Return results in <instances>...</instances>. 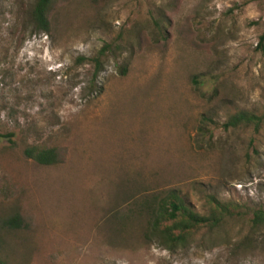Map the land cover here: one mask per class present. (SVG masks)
<instances>
[{
	"label": "rangeland",
	"instance_id": "rangeland-1",
	"mask_svg": "<svg viewBox=\"0 0 264 264\" xmlns=\"http://www.w3.org/2000/svg\"><path fill=\"white\" fill-rule=\"evenodd\" d=\"M0 0V259L6 264H264V0ZM106 50L95 76L93 58ZM58 150L40 166L27 146ZM239 211L174 253L144 238L145 197ZM25 223H8L14 215Z\"/></svg>",
	"mask_w": 264,
	"mask_h": 264
},
{
	"label": "trees",
	"instance_id": "trees-1",
	"mask_svg": "<svg viewBox=\"0 0 264 264\" xmlns=\"http://www.w3.org/2000/svg\"><path fill=\"white\" fill-rule=\"evenodd\" d=\"M56 0H35L28 11V23L34 28V32L49 35L52 31V16L56 7ZM259 49L264 53V34L259 40ZM106 50L102 49L97 56L89 59L82 57L81 62L89 61L94 64L95 76L104 70L103 57ZM242 125L253 127L256 132L264 128V114L256 115L250 112H240L231 116L224 124L225 129L238 128ZM13 133L2 134L0 139L13 142ZM24 157L40 166H55L61 163L59 152L55 148L41 145L27 146L23 151ZM212 207L205 215H201L187 205L185 199L177 190L157 193L142 199L139 208L146 217L144 238L150 242H156L171 253L179 247H186L195 233L202 228L210 231L221 228L232 219L240 208L232 203H223L216 198L210 201ZM8 223L20 227L25 220L20 215L9 218ZM254 232H260L264 238V209L254 211L250 221ZM264 244V240H263ZM0 264H6L0 259Z\"/></svg>",
	"mask_w": 264,
	"mask_h": 264
}]
</instances>
